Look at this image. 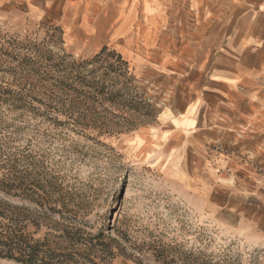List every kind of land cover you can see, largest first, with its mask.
<instances>
[{"label": "rangeland", "instance_id": "1", "mask_svg": "<svg viewBox=\"0 0 264 264\" xmlns=\"http://www.w3.org/2000/svg\"><path fill=\"white\" fill-rule=\"evenodd\" d=\"M110 1L0 0V228L33 264H264L263 91L217 78L201 11L114 45Z\"/></svg>", "mask_w": 264, "mask_h": 264}, {"label": "crops", "instance_id": "2", "mask_svg": "<svg viewBox=\"0 0 264 264\" xmlns=\"http://www.w3.org/2000/svg\"><path fill=\"white\" fill-rule=\"evenodd\" d=\"M75 1L85 8L87 3L91 9L103 7L99 4L103 0ZM109 3L112 7L106 9L104 30L114 45L130 40L128 35L135 31L137 23L146 15L145 10H152L150 12L155 17L149 28L155 35H149L147 39L152 47L162 46L167 40L178 41L177 37L169 40L164 34L167 26L171 25L168 24V14L175 16L179 11H185V15L193 16L194 12L201 11L204 18L202 26L194 29L192 24L190 27L186 24L185 31L202 32L200 45L208 53V63L218 65L214 66L217 71H213L217 72V78L256 81L253 94L263 91L264 95V0H111ZM127 4L129 6L125 7ZM158 16L164 18L158 21ZM84 23L88 28L92 25L89 20ZM177 25L181 26V23ZM179 30L183 31H175ZM86 34L91 35L92 32L87 29ZM224 85L221 86L225 88L224 94L228 92L242 97L236 88ZM256 107L258 111L264 110V105L256 104Z\"/></svg>", "mask_w": 264, "mask_h": 264}, {"label": "trees", "instance_id": "3", "mask_svg": "<svg viewBox=\"0 0 264 264\" xmlns=\"http://www.w3.org/2000/svg\"><path fill=\"white\" fill-rule=\"evenodd\" d=\"M9 182L11 179L0 180V183ZM31 240L24 234L19 233L16 229L8 227L0 228V256L6 258H15L26 264L37 262L36 252ZM44 260V259H42Z\"/></svg>", "mask_w": 264, "mask_h": 264}]
</instances>
